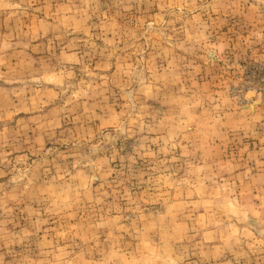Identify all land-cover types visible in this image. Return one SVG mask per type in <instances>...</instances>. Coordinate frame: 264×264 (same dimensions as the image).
I'll return each mask as SVG.
<instances>
[{
    "label": "rangeland",
    "instance_id": "374dc122",
    "mask_svg": "<svg viewBox=\"0 0 264 264\" xmlns=\"http://www.w3.org/2000/svg\"><path fill=\"white\" fill-rule=\"evenodd\" d=\"M0 264H264V0H0Z\"/></svg>",
    "mask_w": 264,
    "mask_h": 264
}]
</instances>
